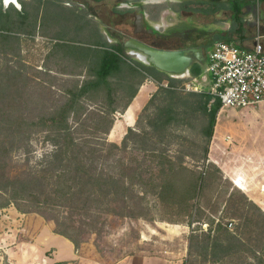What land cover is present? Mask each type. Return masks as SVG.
<instances>
[{
	"label": "rangeland",
	"instance_id": "rangeland-1",
	"mask_svg": "<svg viewBox=\"0 0 264 264\" xmlns=\"http://www.w3.org/2000/svg\"><path fill=\"white\" fill-rule=\"evenodd\" d=\"M25 1L32 2L29 4L32 10L35 1ZM47 1L54 2L63 15L71 17L66 29L60 31L61 24L52 20L57 14L51 11L41 25V10L36 33L27 32L34 21L31 18L22 25V31L17 34L18 43L9 48L8 53L0 45V76L4 79L9 76L11 80L7 97L15 96L21 100L16 113L22 112L29 120L48 114V110L55 108L54 99L63 102L65 90L77 83L80 85L87 78L84 63L69 56L59 43L77 50L91 46L93 40L113 43L114 39L120 38L124 41L127 36L123 33L129 34L132 30V18L122 21L117 16L116 12L121 11L116 7L117 0H43L45 4ZM211 1L186 0L180 3L178 0H161L144 3L147 22L173 36L172 40L157 42L153 36H148L147 42L166 49L186 46L188 42H182L178 32L189 14L205 17L199 8L207 7ZM218 2L229 3L228 0ZM185 3L187 6L183 5ZM2 4L4 7L11 5L3 0ZM16 7L21 9L22 5ZM167 7L184 11V14L177 16L169 13ZM167 14L170 17L167 18ZM210 15L213 13L206 14V17ZM73 22H76L75 26ZM129 55L137 59L135 55ZM151 70L164 77L168 75L160 73L156 67ZM163 84H168L166 78ZM175 84L185 100L191 102L198 99L188 94L200 92L179 89L184 84L180 79ZM115 95L121 107L129 98L122 88ZM161 103H164L163 98L159 96L149 110L138 113L134 126L137 133L130 136L121 152L124 161L122 169L130 172L132 167L141 163L142 169H146L144 177L150 176V171L158 177L160 158L147 156L144 148L154 147L158 153L164 151L177 168L185 165L202 176L195 200L202 209L201 216L198 217L195 212L198 206L194 209L193 218L185 216L191 172L181 170L174 177L178 190L168 201L159 200L153 193L159 188H155L141 202L134 201L126 208L133 210L134 215L102 213L98 215L104 224L91 220L84 227L85 231L78 234L81 240L77 248L80 257L74 264H258V256L264 255V102L248 107H221L216 116L214 135L217 136L213 135L210 139L205 132L208 113L203 109L193 111L188 106H182L183 123H175L168 131L146 139L144 133L148 127V116L155 110V105ZM3 111L1 103L0 113ZM117 117L121 118L120 112L116 113L115 119ZM43 129L35 127L30 144L12 152L11 174H25L42 166L46 156L54 149L52 141L46 137L48 131ZM86 129H93V124L90 122ZM117 131L114 136L109 133V138L114 139ZM126 133L119 144H122ZM113 163L114 158L110 157L108 164ZM148 168L150 171H147ZM237 172L245 173L252 184L253 187L244 188L248 194L233 182L232 177ZM136 190L140 192L142 189L136 187ZM249 192L258 194L260 198L252 200ZM0 204H5L0 207V228L8 229L10 217L1 218V214L7 212L4 209L9 206H14L21 213L32 214L24 218L26 225L18 233L19 240L29 238L33 228L40 223H52L37 212H22L13 202H8L5 194L0 193ZM196 216L199 221H193ZM219 222L229 229L231 236H227L223 247H205L206 235L215 236L214 229Z\"/></svg>",
	"mask_w": 264,
	"mask_h": 264
},
{
	"label": "trees",
	"instance_id": "trees-1",
	"mask_svg": "<svg viewBox=\"0 0 264 264\" xmlns=\"http://www.w3.org/2000/svg\"><path fill=\"white\" fill-rule=\"evenodd\" d=\"M34 1L31 10L29 4L32 2L19 1L22 8L18 9L14 4L4 7L0 0V45L5 47V53L18 43L17 34L22 31V25L31 18L34 21L27 32L36 33L41 10H43L41 25L48 11H51L52 14H57L52 20L56 24H61L60 31L69 26L67 21L71 17L63 15L54 2L47 1L45 4L43 0ZM242 8V0H236L230 5L217 2L215 7L209 8L208 11L232 9L233 19L238 21ZM75 23L73 22L74 26ZM91 44L74 50L64 43H59L63 50L70 54L69 56L84 63L87 78L80 85L77 83L67 88L64 92V101L59 103L54 99L55 108L37 119L29 120L22 112L16 113L21 100L15 96L7 97L11 80L9 76L6 79L0 76V104L4 106V111L0 113V193L5 194L8 202H13L22 212H37L52 221L54 231L69 238L76 249L81 243L78 234L85 231L84 227L89 225L91 220L104 224L98 214L134 215L133 210L126 208L134 201L141 202L155 188H159L157 192L156 190L153 192L157 198L163 202L168 201L174 197L173 192L178 190L174 177L181 170L190 171L185 165L177 168L164 151L158 153L154 147H145L147 156L160 158L159 176L152 175L153 172L148 168L147 171H150L151 175L144 177L146 169H142L141 163L132 167L130 172H125L122 169L124 161L121 152L125 149L130 136L133 134L135 136L137 132L133 127H128L122 144L108 138L116 113L125 112L138 92L139 85L148 75L158 82V89L142 112L149 110L159 96L163 98L164 103L156 104L155 110L149 114L148 127L144 133L146 139H152L156 133L168 131L175 123H183L182 106H188L193 111L203 109L208 113L209 121L205 132L210 139L214 135L217 112L222 107L221 100L209 92H191L188 95L198 99L191 102L185 100L177 90L175 84L177 78L161 70L160 73L168 75L164 77L153 73L151 69L155 66L147 65L130 56L128 48L122 43L93 40ZM196 68L193 69L194 73L198 72ZM165 78L168 80L167 85L163 84ZM136 84L138 85L135 86ZM121 88L129 95L122 107L117 103L115 95ZM8 108L10 111H7ZM90 122L93 129L88 130L86 128ZM37 126L48 131L46 137L52 141L54 149L46 156L41 167L26 171L25 174H11L12 152L30 144V138ZM110 157L114 158L113 165L108 164ZM190 172L185 216L193 218L197 206L196 215L201 216L202 209L195 200L198 196L199 179L202 176L194 171ZM158 178L160 180L156 182ZM136 187L142 190L137 192ZM3 206L5 204H0V207ZM77 216L80 217L76 218ZM197 216L193 221L200 220ZM76 222L79 223L76 225ZM214 232L215 236L206 235L205 247L211 246L213 249L223 247L227 236L232 234L220 222ZM193 239L194 235L191 236V247ZM258 262L264 263V255L258 256Z\"/></svg>",
	"mask_w": 264,
	"mask_h": 264
},
{
	"label": "crops",
	"instance_id": "crops-1",
	"mask_svg": "<svg viewBox=\"0 0 264 264\" xmlns=\"http://www.w3.org/2000/svg\"><path fill=\"white\" fill-rule=\"evenodd\" d=\"M243 8L240 19L235 21L233 13L227 9H220L216 12L208 11L210 7L199 8L205 17L189 14L199 27V33L190 35L187 44L202 48V60L195 64L197 73L191 70L190 74L184 76H171L183 79L184 83H192L201 92H209L212 87V75L207 70L209 63V51L217 41L233 42L243 48L250 49L255 43V36L259 29V20H262V41L264 42V0H242ZM166 12V11H165ZM206 17V14H211ZM252 27V30L250 28ZM189 45V46H190ZM187 46V45H186ZM182 48V47H178ZM170 75V74H169ZM165 85V84H164ZM158 89V82L150 75L138 87V92L128 105L124 113H120L110 130V136L117 134L114 139L119 143L128 127L137 123V115L145 107L151 96ZM133 109V116L129 119V112ZM135 129V128H134ZM217 135H214V137ZM233 182L247 194L248 187H253L246 178L245 173L237 172L232 177ZM245 188V189H244ZM264 189V188H263ZM252 200L260 198L258 194L249 192ZM7 212L1 214V218L10 217L8 229L0 228V264H74L79 259V253L74 243L59 233H56L51 224L40 223L33 228L29 238L18 239V233L25 227L24 218L31 213H21L14 206L4 209ZM9 215V216H8Z\"/></svg>",
	"mask_w": 264,
	"mask_h": 264
},
{
	"label": "built area",
	"instance_id": "built-area-1",
	"mask_svg": "<svg viewBox=\"0 0 264 264\" xmlns=\"http://www.w3.org/2000/svg\"><path fill=\"white\" fill-rule=\"evenodd\" d=\"M208 57L207 70L213 78L209 93L221 100L222 107H248L264 102V42L259 29L252 48L217 41ZM179 89L201 92L190 82Z\"/></svg>",
	"mask_w": 264,
	"mask_h": 264
},
{
	"label": "water",
	"instance_id": "water-1",
	"mask_svg": "<svg viewBox=\"0 0 264 264\" xmlns=\"http://www.w3.org/2000/svg\"><path fill=\"white\" fill-rule=\"evenodd\" d=\"M129 1L149 2L153 0ZM143 18L144 12L139 13L136 19L138 26H142ZM124 45L129 49V54L135 55L141 62L147 65H153L157 69L170 74V76L190 74L195 64L202 60V48L191 46L190 44L182 48L166 49L131 36L125 40Z\"/></svg>",
	"mask_w": 264,
	"mask_h": 264
},
{
	"label": "flooded vegetation",
	"instance_id": "flooded-vegetation-1",
	"mask_svg": "<svg viewBox=\"0 0 264 264\" xmlns=\"http://www.w3.org/2000/svg\"><path fill=\"white\" fill-rule=\"evenodd\" d=\"M92 1H94V0H92ZM153 1L159 2L161 0H153ZM178 1L180 3H184L186 0H178ZM218 1L219 0H212L207 5V7L214 8L215 3H217ZM228 1H229L228 5H230L231 3H233L236 0H228ZM94 2H101V1H94ZM144 3H146V2H133V1L131 2L129 0L128 1L117 0L116 7L121 9V11L116 12L117 16L120 17L122 19V21L127 19L128 17L133 19L131 32L129 34L127 32H124L123 33L124 36H127V38L132 36V37L141 39V40L146 41V42H147L146 37H148V36H153L155 39V42L160 41V40H165V41L172 40L173 39L172 33H169L166 31L162 32L159 30L158 27L147 22V14L148 13L143 8ZM183 5L187 6L186 3ZM201 8H203V7H201ZM227 10H230L233 13L232 9H227ZM167 11L169 13H172V14L177 15V16H180L182 13L184 14V11L181 12V10H177L173 7H167ZM141 12H144V18H143L142 26H138L136 24V19L138 18V14ZM214 12H216V11H214ZM168 17H170V16L167 14V18ZM189 18H190V16L186 18V21L184 22L185 24L182 26L181 30L178 32V34H180V35H177V36L181 37L182 42H186V43L188 41H190V37H191L190 35L193 32L195 34L199 33L198 25L195 23L194 20H192V21H191V19L189 20ZM262 25H263L262 20H259L260 32L262 31V29H261ZM250 30H252V27L250 28ZM180 37H178V38H180ZM125 40L122 41L120 38H116V39H114L113 42L114 43H122V45L125 47V45H124ZM184 46H182V47H184Z\"/></svg>",
	"mask_w": 264,
	"mask_h": 264
},
{
	"label": "bare ground",
	"instance_id": "bare-ground-1",
	"mask_svg": "<svg viewBox=\"0 0 264 264\" xmlns=\"http://www.w3.org/2000/svg\"><path fill=\"white\" fill-rule=\"evenodd\" d=\"M4 1L8 5H9V3L10 4L12 3V4H14V5L18 6V7L21 6V4L18 2V0H4ZM132 116H133V109H131L130 112H129V119H131Z\"/></svg>",
	"mask_w": 264,
	"mask_h": 264
}]
</instances>
